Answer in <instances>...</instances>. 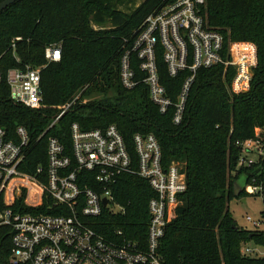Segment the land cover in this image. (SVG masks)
I'll list each match as a JSON object with an SVG mask.
<instances>
[{"label":"trees","instance_id":"1","mask_svg":"<svg viewBox=\"0 0 264 264\" xmlns=\"http://www.w3.org/2000/svg\"><path fill=\"white\" fill-rule=\"evenodd\" d=\"M130 2L135 6L129 12L119 10ZM161 4L162 0H18L2 11L0 127L14 140L17 128H26L30 141L21 170L30 174L46 165L50 138L59 139L71 151L74 123L86 131L115 125L133 158L134 135L153 134L162 149L163 165H177L187 183L183 203L174 209L161 241L164 264H264V257H245L241 252L247 243L264 247V232L238 228L229 208L234 199L249 196L246 185H264V156L238 167L242 158L238 143L257 139V130L263 132L264 141V0H206L203 16L223 35L225 49L234 42L255 45L258 66L250 91L244 94L229 89L233 68L200 70L180 125L173 123V110L159 112L146 85L127 90L120 81L125 40H132ZM55 45L61 47L62 57L50 62L45 52ZM157 66L161 83L177 101L186 74L171 78L161 55ZM28 68L40 69L43 109H30L11 99L10 71ZM77 96L76 105L49 129L59 107ZM235 184L241 187L239 197ZM112 191L124 213L105 214L94 227L109 239L121 230L124 236L118 241L145 245L148 203L154 191L145 180L127 174ZM41 209L47 212L46 207ZM11 255V229L1 226L0 264H11Z\"/></svg>","mask_w":264,"mask_h":264},{"label":"built area","instance_id":"2","mask_svg":"<svg viewBox=\"0 0 264 264\" xmlns=\"http://www.w3.org/2000/svg\"><path fill=\"white\" fill-rule=\"evenodd\" d=\"M206 0H162L135 32L125 40L120 62V81L127 90L140 84L147 86L153 104L161 114L173 110V123H183L190 91L200 70L233 68V93L250 91L258 66L257 48L251 43H231L225 49L223 35L212 29L203 9ZM50 62H59L62 50L50 46L45 52ZM163 57L169 76L186 77L177 101H173L161 83L157 59ZM141 75L137 76L134 67ZM0 72V81H1ZM8 83L14 103L30 109L45 108L40 87V69L12 70ZM79 96L59 107L49 129L56 125L79 100ZM83 100L82 104H86ZM17 140L9 139L0 127V227L12 233L11 264H164L161 241L174 217V209L183 203L187 191L185 175L172 163L164 166L162 149L153 134L137 133L133 137L135 158L115 125L106 129L83 130L71 127V151L59 139L50 138L47 163L33 174L21 170L26 159L29 135L25 127L16 130ZM238 143L242 158L238 167L250 166L252 152L264 156V141ZM257 159V160H258ZM145 180L155 196L148 203L149 223L146 244L118 241L123 231L109 239L97 230V219L105 214L124 213L114 198L112 188L122 175ZM245 192L264 198V185L248 184ZM104 200L107 201L104 205ZM46 207L47 212L42 211ZM29 209V210H28ZM247 221L260 232L262 220ZM242 247V255L262 258L263 246Z\"/></svg>","mask_w":264,"mask_h":264},{"label":"rangeland","instance_id":"3","mask_svg":"<svg viewBox=\"0 0 264 264\" xmlns=\"http://www.w3.org/2000/svg\"><path fill=\"white\" fill-rule=\"evenodd\" d=\"M140 4V2H137L136 6H138ZM135 5L133 3H125L121 6H119V10L121 11H124V12H129L130 8L131 7H134ZM98 28V27H96ZM234 43H237V42H234ZM234 80V79H233ZM233 80L229 86V89L231 92H233V87H232V84H233ZM263 133L262 131L260 130H257L256 131V134H261ZM248 158L250 159H253L254 161H257V156H256V153L255 152H252L248 155ZM241 187L244 186V179H245V176L242 175L241 176ZM239 186V184H235V190L238 188L241 189V187ZM243 200H245V202H243ZM229 208H230V212L232 213V216L235 220V223H236V226L242 230H246V231H254L255 228L253 227V225L251 223H249L247 221V218L248 217H251L252 219L258 221V220H262V213H264V198L262 196H252V195H249V196H246L244 198H236L234 199L230 205H229ZM260 232H264V226H262L260 228ZM257 246H259L257 243H256ZM250 247H254L255 244H249ZM244 247V244L243 246ZM242 249V248H241ZM258 249L261 251V253H264V249L263 248H260L258 247ZM242 252V251H241Z\"/></svg>","mask_w":264,"mask_h":264},{"label":"water","instance_id":"4","mask_svg":"<svg viewBox=\"0 0 264 264\" xmlns=\"http://www.w3.org/2000/svg\"><path fill=\"white\" fill-rule=\"evenodd\" d=\"M16 1H18V0H5V1H3L2 3H0V13H1L2 11H4L5 9H7L9 6L13 5ZM240 194H241V189H240V188H239V189L237 188V189L235 190V195H236L237 197H239ZM243 202H245V200H243ZM106 203H107V201L104 200V205H106ZM252 237H253V235H250V236H249L250 239H252Z\"/></svg>","mask_w":264,"mask_h":264}]
</instances>
